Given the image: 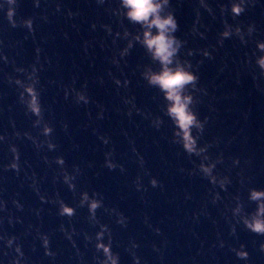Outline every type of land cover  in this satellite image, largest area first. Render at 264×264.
<instances>
[{
    "label": "water",
    "instance_id": "95a60500",
    "mask_svg": "<svg viewBox=\"0 0 264 264\" xmlns=\"http://www.w3.org/2000/svg\"><path fill=\"white\" fill-rule=\"evenodd\" d=\"M62 2L63 12L54 14V0H47V6L41 9L33 7V0H20L17 19L37 17L34 36L24 28L12 29L0 15V39L9 45L6 51L18 66L28 67L33 64L36 59L35 49L38 46L43 49L42 60L44 57L51 58L52 64H45L41 79L45 88V107L54 113L55 140L59 148L57 153L49 155L62 154L69 166L80 164L84 167L82 186L102 192L108 206L117 207L129 217L127 228H123L112 218L102 215L103 222L108 223L113 230L114 247L120 253L122 264H133L132 257L126 250L132 240L140 245L137 253L143 264H245L231 252L232 247H239L241 243L246 244L250 252L247 264H264V252L259 250V244L264 242V237L250 233L242 225L237 226V234L233 236L231 225L226 219L230 213H227L224 207L225 204H231L233 196L239 194L244 199L247 210L252 211L255 205L247 201L248 188H264V92L257 88L253 69L243 64L251 46L245 48L235 39L227 40L224 47L217 46L213 53L214 59H204L200 67V84L208 89V95L202 97L203 102L198 105L201 115L209 117L205 139H221L219 148L213 151L224 153L225 164L220 170L231 175L233 180L228 192H221L223 201L213 205L208 201L211 186L206 181L178 171L182 166L191 169L192 165L187 159L178 157L177 149L168 144L165 139L167 129L157 132L142 117L137 115L129 120L123 111L116 110L123 109V105L121 96L107 77L109 70L116 72L107 59L111 55V48L101 49L97 43L106 37L102 28L91 31L93 22L98 25L112 23L113 18L104 8L98 7L95 0ZM172 2L180 24L177 35L188 40L189 48L200 49L216 44L217 34L222 28L218 8L216 19L201 10V23L207 26V39H200L191 34L198 0ZM210 3L215 6L218 0H210ZM69 9L79 15L69 19ZM45 12L49 15V23L39 20V16ZM240 20L244 24L255 22L260 29L259 35L264 38V3L250 9ZM64 33L68 34L67 39ZM86 40L92 41L94 45L89 48L88 53L84 52ZM17 42L19 46L12 47ZM108 43L111 44L110 38ZM192 59L193 63H196L203 57L197 55ZM147 62L143 50L137 47L129 57L130 67L126 71L130 73L136 64ZM8 73H12V66L0 63V134L11 135L14 132L11 126L13 120L16 123L15 130L23 132L32 129L30 119L17 104L16 91L5 81V75ZM73 75L80 77L77 86L85 79L89 81V94L107 110L103 120L94 119L98 111L95 103L88 107H76L64 100L59 82L63 80L64 83H70ZM98 76H104L103 85L96 82ZM50 81L57 83L52 84ZM259 84L264 88V80L259 81ZM132 93L137 97L138 106L153 112L158 111V105L152 99L154 90L139 81L138 77L133 78ZM89 111L92 112L93 123L86 127L89 123ZM61 121L68 123L67 132L63 130ZM93 128H98L100 132L112 137L117 159L125 164L126 174H121L119 169L109 171L103 167L106 149L93 134ZM125 131L129 137L134 138L136 147L145 157L146 167L152 175L162 181L163 191L149 187L143 198L135 191L132 181L142 172L132 156L128 137L123 134ZM17 143L23 158L32 163L33 169L41 178V190L49 195L60 191L62 197L71 203V192L62 185L52 183L53 170L43 164L31 143L26 140ZM76 144L79 149L74 147ZM235 157L241 160L239 167H232V158ZM7 160L6 145L0 144V164L6 163ZM89 163L93 167L88 168ZM241 179L245 180L243 185L240 183ZM144 182L147 185V177ZM0 188L6 189L0 193L3 198L10 199L19 193L18 198L25 205L23 213H16L22 216L23 224L12 227L5 223V228L20 235L32 224L44 232H54L52 247L59 253L56 264H74V249L58 231L59 225L67 221L57 216L54 206L39 201L28 187V182L24 181L23 174L17 178L12 172L0 171ZM187 196L191 198L188 199ZM9 207H12L11 204ZM39 208L44 211L37 217L33 209ZM145 216L149 218L153 228L161 229L162 235H157L153 228L145 224ZM74 224L78 230L95 231L87 222L85 209L79 211ZM221 239L225 242L224 248L219 247ZM23 242L32 264H49L48 259L43 256V249L39 248L38 241L34 242L32 237L28 236ZM77 242L85 254L86 264H94V249L85 247L83 237H79ZM33 243L37 245L36 252L31 251ZM153 245L159 247L161 252L154 251Z\"/></svg>",
    "mask_w": 264,
    "mask_h": 264
},
{
    "label": "clouds",
    "instance_id": "9594fccd",
    "mask_svg": "<svg viewBox=\"0 0 264 264\" xmlns=\"http://www.w3.org/2000/svg\"><path fill=\"white\" fill-rule=\"evenodd\" d=\"M262 3L264 0H226V2L218 0V3L213 6L210 0H198L196 19L191 28L192 36L207 39V26L201 23V10L216 19L218 8L222 28L217 34L216 44L192 49L188 47L187 39L177 35L180 31V24L172 0H95V4L104 8L113 18L112 23L98 25L93 22L91 31L95 32L98 27L102 28L106 37L97 43L101 49L111 48V55L107 59L115 67L116 72L109 70L107 77L115 86L117 94L121 96L123 105V109L117 108L116 110L123 111L129 120L137 115L142 117L157 132L167 129L165 139L168 144L177 149L178 157L187 159L192 165L191 169L182 166L178 168V171L182 174L186 173L189 177L198 176L206 181L211 186L208 201L213 205L223 201L221 192L227 193L233 180L231 175L220 170L225 164L224 153L213 151L219 148L221 139L214 138L211 141L205 139L209 117L201 115L198 105L203 102L202 97L208 95V89L200 84V67L204 59H214L213 53L217 50V46L222 48L225 41L235 39L245 48L251 46V51L246 54L243 64L253 69V79L257 81V88L264 92V88H261L259 84V81L264 80V38L259 35L260 29L255 22L244 24L240 20L250 9ZM19 5L20 0H0V15L12 29L24 28L34 36L37 29V17L17 19ZM46 6L47 0H33V7L36 9ZM54 8V14L62 13L64 9L62 0H54ZM77 15L79 13L71 9L67 12L69 19ZM39 20L43 23L50 22L46 12L39 16ZM201 28L205 30L201 31ZM64 37L67 39L68 34L64 33ZM108 38L111 39L110 45ZM18 46L19 42L12 45V47ZM7 47L9 45L0 39V63L12 66V73L5 75V81L16 91L17 104L23 110L24 115L30 119L32 130L23 132L15 130L16 123L13 120L11 126L14 132L11 135L0 134V144L6 145L8 153V160L0 164V171L12 172L17 178L23 174L24 181L28 182V187L36 194L39 201L42 204L54 206L57 216L67 221L59 225L58 231L74 249V264H86L85 254L77 242L79 237H83L85 247L94 249V264H122L120 253L114 247L113 230L108 223L103 222L102 215L112 218L117 225L123 228H127L129 217L117 207L108 206L102 192L82 186L84 167L80 164L69 166L62 154L49 155V153H57L59 148L55 140L54 113L50 108L45 107L43 99L45 88L41 79L45 64H52L51 58L44 57L42 60L43 49L38 46L35 49V62L28 67L18 66L15 59L10 57L6 51ZM90 47H94L93 42L86 40L84 52L88 53ZM137 47L143 50L148 62L136 64L129 73L126 71L130 67L129 57ZM197 55L203 59L193 63L192 58ZM135 77L154 90L155 94L152 99L158 105L157 112L138 106L137 97L132 93ZM79 80L78 75H73L70 83H64L63 80L59 82L64 100L76 107H88L95 103L98 111L94 119L103 120L106 108L94 101L89 94V81L85 79L77 86ZM96 82L103 85L104 76L96 77ZM50 83L56 84L57 81H50ZM210 110L214 111L211 108ZM88 117L89 123L86 127L93 123L91 111L88 112ZM245 119H247V114H245ZM61 123L63 130L67 132L68 123L64 121ZM92 131L106 149L103 167L109 171L119 169L121 174H126L125 164L117 159L112 137L100 132L98 128H93ZM123 134L128 137L132 156L142 172L132 181L135 191L140 193L142 198L143 194L148 192L149 187L163 191L162 181L152 175L146 167L145 157L136 147L134 138L129 137L127 131ZM23 140L30 142L43 164L53 170L52 183L62 185L71 192V203L62 197L60 191L49 195L41 190V178L33 169L32 163L23 158L20 145L17 143ZM74 147L79 149L78 144ZM245 163L248 162L245 161ZM240 165L239 157L232 158V167ZM87 167L91 168L93 165L89 163ZM145 177L148 178L147 185L144 182ZM240 183L243 185L245 180L241 179ZM5 191L6 189L0 188V193ZM19 195L16 193L10 199H5L3 195H0V264H32V259L23 242V239L28 236H31L34 242H39V248L43 249V256L48 259L49 264H56L59 253L52 247L54 232H44L40 227L32 224H29L20 235L9 232L5 228V223L12 227L16 224H23L22 216L16 214L23 213L25 210V205L18 198ZM247 201L255 205L254 210H247L245 201L239 194L232 197L231 204L224 205L227 213H230L226 219L231 225V234L235 236L237 226L242 225L250 233L264 237V188L249 187ZM81 209L87 211V222L95 229L94 232L78 230L75 226L74 219ZM33 211L37 217H40L44 209H33ZM144 222L149 228H153L147 216ZM153 231L157 235H162L159 227L153 228ZM139 247V243L132 240L126 249L132 257L133 264H143L142 258L137 253ZM219 247H225L222 239L219 241ZM153 249L158 253L161 252L156 245H153ZM37 250L36 243H33L31 251L36 252ZM259 250L264 252V242L259 244ZM231 252L245 264L250 259L246 244L241 243L239 247H232Z\"/></svg>",
    "mask_w": 264,
    "mask_h": 264
}]
</instances>
